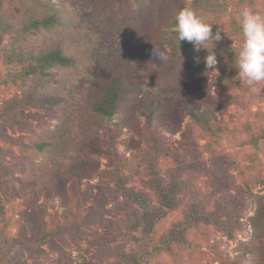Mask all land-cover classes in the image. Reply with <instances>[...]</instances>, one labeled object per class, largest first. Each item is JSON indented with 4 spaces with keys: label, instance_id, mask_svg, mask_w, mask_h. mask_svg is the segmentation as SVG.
Returning <instances> with one entry per match:
<instances>
[{
    "label": "rangeland",
    "instance_id": "rangeland-1",
    "mask_svg": "<svg viewBox=\"0 0 264 264\" xmlns=\"http://www.w3.org/2000/svg\"><path fill=\"white\" fill-rule=\"evenodd\" d=\"M50 1L66 25L0 41V109L21 105L22 123L0 120V226L4 247L18 248L15 262L132 264L125 256L134 255L141 264H264V89H250L234 66L238 10L264 12V0L197 10L222 36L217 63L206 68L207 51L192 49L172 70L155 64L152 47L169 0ZM30 8L31 0H8L0 20L18 32ZM51 43L76 65L8 80V51ZM116 68L130 92L106 132L89 100ZM31 93L60 102L50 114L24 101ZM206 109L202 121L190 113ZM48 186L61 192L54 203L44 199ZM131 191L146 197L147 217Z\"/></svg>",
    "mask_w": 264,
    "mask_h": 264
},
{
    "label": "trees",
    "instance_id": "trees-1",
    "mask_svg": "<svg viewBox=\"0 0 264 264\" xmlns=\"http://www.w3.org/2000/svg\"><path fill=\"white\" fill-rule=\"evenodd\" d=\"M8 0H0V9H2ZM127 2L128 0H124ZM138 3L145 4V0H135ZM191 6L196 10L204 9L220 13L226 7L218 0H191ZM41 6L43 8L42 15L38 16L35 8ZM187 6L182 0H169L168 14L161 18V26L156 28L157 34L154 35L153 50H163L168 55L167 61L155 60V64L165 67L168 70L174 69L182 61H188L185 55L193 49V45L187 41H181L178 44L176 39V32L174 29V14L182 7ZM31 13L33 16L25 18L21 21L18 32H15L12 25L8 22L0 20V41L7 34L14 32V37H24L27 35H34L37 32L50 31L60 25H66L68 19L66 14L61 11L60 8H55L54 4L50 0H31ZM7 66V76L9 81H15L16 79H23L27 76L38 75L45 77L49 75V70L53 67H69L75 66L77 57L74 54L68 55L64 52V49L60 45H54L53 43L39 48L38 50H27L14 47L8 51L5 56ZM200 86H203L202 79ZM130 92L129 84L125 79V75L121 69L116 68L109 74L102 75V78L96 86V90L92 94L89 100L90 109L96 113L101 120L105 121L102 125L104 131H113L112 121L121 112L122 106L126 100L127 95ZM26 102H30L42 107L50 114L53 113L52 107L60 102V97L56 94H44L35 95L33 93L28 94ZM20 103L17 100L6 102L0 109V120H12L16 123H22L17 118L19 117L17 110L20 108ZM209 110H204L203 113L191 111L190 113L199 121L203 120L204 113ZM155 109H151L146 115L147 122L151 123L154 120ZM38 148L42 147V144L36 145ZM92 151L102 152V148L91 147ZM76 187L78 184H75ZM130 195L141 205L144 216L147 217L149 213V206L147 199L144 195L131 191ZM61 195L58 187H46L44 193V199L54 203L56 196ZM3 212V206L0 204V214ZM3 218H0V223ZM4 226H0V264H18L15 262L18 248L16 246L4 247ZM18 245L34 246L35 240L19 239ZM125 259L132 264H141V257L134 255H126Z\"/></svg>",
    "mask_w": 264,
    "mask_h": 264
},
{
    "label": "clouds",
    "instance_id": "clouds-1",
    "mask_svg": "<svg viewBox=\"0 0 264 264\" xmlns=\"http://www.w3.org/2000/svg\"><path fill=\"white\" fill-rule=\"evenodd\" d=\"M238 16L242 40L235 52L234 66L239 78L250 89L262 91L264 88L257 86L264 85V12L242 7L238 10ZM174 29L178 44L187 41L193 45L194 51H207L203 62L206 68L213 69L217 63L213 49L222 36L219 31L213 32L212 23L193 7L184 6L174 14ZM207 45H211V50ZM153 56L158 61L169 58L165 51L159 49L153 51ZM195 59L197 63L200 62L199 57Z\"/></svg>",
    "mask_w": 264,
    "mask_h": 264
}]
</instances>
